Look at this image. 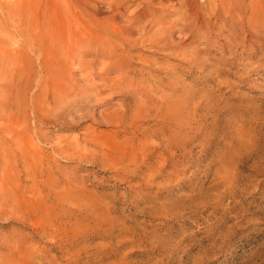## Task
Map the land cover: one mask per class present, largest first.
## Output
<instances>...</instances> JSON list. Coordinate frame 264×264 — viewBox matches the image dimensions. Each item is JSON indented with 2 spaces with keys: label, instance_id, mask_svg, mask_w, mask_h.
Here are the masks:
<instances>
[{
  "label": "rangeland",
  "instance_id": "obj_1",
  "mask_svg": "<svg viewBox=\"0 0 264 264\" xmlns=\"http://www.w3.org/2000/svg\"><path fill=\"white\" fill-rule=\"evenodd\" d=\"M182 7L0 0V264H264V64Z\"/></svg>",
  "mask_w": 264,
  "mask_h": 264
},
{
  "label": "bare ground",
  "instance_id": "obj_2",
  "mask_svg": "<svg viewBox=\"0 0 264 264\" xmlns=\"http://www.w3.org/2000/svg\"><path fill=\"white\" fill-rule=\"evenodd\" d=\"M205 1H208L209 7L202 10L198 0H177L178 6H183L182 9L184 10L186 16L181 18L180 15V18H174V23H180L183 21V24L180 23L182 24L183 29H186L192 25L193 28L196 27L199 30L209 28L211 31H217L218 35L223 37V39H225V43L229 45H233L235 43L239 44V42L247 43L246 45L248 52L252 57H257V66L264 64V15L255 13V10H251L249 15L246 16L243 14L241 4L231 5L227 0ZM159 4L162 5L164 2H160ZM176 6L177 5L171 6V11L176 12ZM114 7L115 6L112 5L113 9ZM76 9H79V11H82V9L86 10L83 5L78 6ZM166 9L168 10L170 8ZM142 10L143 11L136 12L131 18L132 20L130 19L129 22H127L128 25L126 26L119 20L118 14L113 13L112 16L110 15L106 19V23L109 26V31L118 37L121 42L131 44L135 43V41H131V38L127 37L128 34L129 36H132V30L128 26L133 24L135 27L145 29L147 24L152 23L155 26L158 25V27L152 30V33H149L145 39L142 40L148 41L149 43L154 42L158 44L164 42L166 35V31L163 29L164 15L157 17L156 13L154 12L155 10L150 11L145 7H143ZM203 11L204 15L201 13ZM103 23L93 20L91 24L99 25L102 30H105L107 25L106 23ZM76 36L77 37L74 38V43L77 46H81L84 45V43H89L92 41V39L91 41L89 40L91 37H88V35H82V33H79ZM223 46H225V44H223ZM80 55L82 56L84 53L81 52ZM67 58L68 57H66V61L63 63V67L68 69L69 73L72 70L71 67H73L74 61L71 58L67 60ZM90 73L93 75V77L89 81H93L95 78H102L101 74H98L93 69L90 70ZM123 78L125 79L126 77ZM121 80L122 78H120L118 82H121ZM115 83H117V81H115ZM66 85H68V83L64 82V85H61L59 92L62 93L63 96L75 98L77 96V92L73 88H67ZM89 87H92V85L90 84ZM47 93L49 94L48 91Z\"/></svg>",
  "mask_w": 264,
  "mask_h": 264
}]
</instances>
